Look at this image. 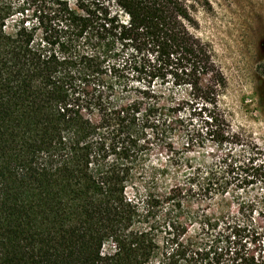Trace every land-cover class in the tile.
<instances>
[{"label": "trees", "instance_id": "obj_1", "mask_svg": "<svg viewBox=\"0 0 264 264\" xmlns=\"http://www.w3.org/2000/svg\"><path fill=\"white\" fill-rule=\"evenodd\" d=\"M194 1L0 0V264H264V147L220 107ZM178 131L231 144L183 194L234 210L136 184Z\"/></svg>", "mask_w": 264, "mask_h": 264}, {"label": "rangeland", "instance_id": "obj_2", "mask_svg": "<svg viewBox=\"0 0 264 264\" xmlns=\"http://www.w3.org/2000/svg\"><path fill=\"white\" fill-rule=\"evenodd\" d=\"M194 4L198 22L195 32L211 44L227 81L226 90L220 96V107L227 113L234 130L264 147V0H195ZM171 142L169 148L154 147L149 152L146 164L155 167L153 173L145 180L137 178L136 184L142 183L160 193L179 187L183 204L193 209L215 214L234 210L231 192L212 200H203L190 192L183 194L190 187L184 178L183 165L190 162L203 168L215 164L231 144L219 146L210 141L203 148L188 150L184 148L186 135L180 131ZM233 151L242 150L236 145ZM197 229L196 224L191 225L190 233H196Z\"/></svg>", "mask_w": 264, "mask_h": 264}]
</instances>
